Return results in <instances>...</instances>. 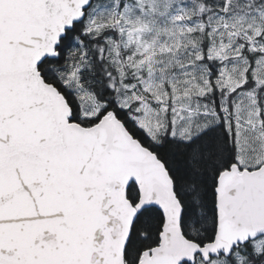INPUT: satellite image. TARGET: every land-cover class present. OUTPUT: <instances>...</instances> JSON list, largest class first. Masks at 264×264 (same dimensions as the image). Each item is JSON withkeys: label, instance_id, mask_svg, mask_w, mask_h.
<instances>
[{"label": "snow or ice", "instance_id": "snow-or-ice-1", "mask_svg": "<svg viewBox=\"0 0 264 264\" xmlns=\"http://www.w3.org/2000/svg\"><path fill=\"white\" fill-rule=\"evenodd\" d=\"M0 264H264V0H0Z\"/></svg>", "mask_w": 264, "mask_h": 264}]
</instances>
